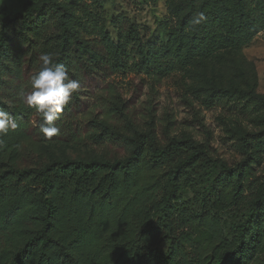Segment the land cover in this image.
Here are the masks:
<instances>
[{"label":"trees","instance_id":"trees-1","mask_svg":"<svg viewBox=\"0 0 264 264\" xmlns=\"http://www.w3.org/2000/svg\"><path fill=\"white\" fill-rule=\"evenodd\" d=\"M207 2L196 9L189 0V13L177 16V29L160 47L144 44L133 25L112 38L76 0H42L22 14L0 16V110L15 123L0 134V264H264V193L250 202L246 196L253 164L262 158L252 149L260 135L240 137L245 159L229 167L192 136L165 145L153 117L144 127L135 124L112 91H90L110 67L91 65L102 61L94 35L103 39L114 69L127 68L133 54L130 68L155 82L195 55H211L204 26L221 20ZM235 3L240 11L247 0ZM198 13L204 19L189 37L186 25ZM263 22L264 15L251 26ZM42 53L81 84L50 139L39 130L40 116L20 99ZM117 144L125 154L112 153ZM49 145L86 146L95 157L52 160ZM197 165L205 186L185 199L181 191L193 187L188 169Z\"/></svg>","mask_w":264,"mask_h":264},{"label":"rangeland","instance_id":"rangeland-1","mask_svg":"<svg viewBox=\"0 0 264 264\" xmlns=\"http://www.w3.org/2000/svg\"><path fill=\"white\" fill-rule=\"evenodd\" d=\"M41 1L0 0V16L22 14L28 4ZM62 1L71 3L72 0ZM188 1L76 0L94 13L93 19L105 25L112 38L115 31H126L133 25L144 44L152 43L157 47L177 29V16L189 13ZM203 1L192 0L196 9ZM207 1L216 7L221 20V24L208 22L204 26L205 41L211 55H195L190 62L181 65L160 82H155L144 73L130 68L135 59L133 54L127 58L129 68L114 69L117 64L110 62L103 39L94 35L90 40L93 41L94 51L102 56V61L92 62L91 65L97 67L109 63L110 67L104 66L107 72L101 77L104 85L93 84L90 91L93 96H100L103 87L108 93L112 91L135 124L144 127L153 117L155 134L165 145L171 139L192 136L208 148L213 159L224 161L229 167L245 159L240 150V137L260 135L261 139L252 147L254 152H261L262 158L259 163L253 164L248 182L246 196L250 202L258 191L264 193V103L260 102L264 98V22L251 26L254 20L264 15V0H247L240 11L235 0ZM159 23H164L163 28ZM186 32L189 37L193 34V20L186 25ZM213 37L215 40H212ZM222 37L226 41L219 43ZM135 43V47L139 46L137 40L133 41ZM232 88L243 94H234ZM114 147L116 150L113 149L112 153L125 154L122 145ZM47 150L52 160H90L95 157L93 150L86 146L49 145ZM188 173L193 187L186 186L181 194L185 199H192L194 189L202 191L205 186L203 168L197 165L188 169ZM162 250L166 251L167 247L163 246Z\"/></svg>","mask_w":264,"mask_h":264},{"label":"clouds","instance_id":"clouds-1","mask_svg":"<svg viewBox=\"0 0 264 264\" xmlns=\"http://www.w3.org/2000/svg\"><path fill=\"white\" fill-rule=\"evenodd\" d=\"M204 19L203 13L193 18L194 24ZM39 69L31 78V86L22 91L20 99L27 107L34 109L41 118L40 132L46 139L60 132L56 121L73 97L81 89L78 80L71 79L68 70L62 63H57L51 53H42L39 58ZM9 126L15 127L8 113L0 110V134L6 133Z\"/></svg>","mask_w":264,"mask_h":264}]
</instances>
